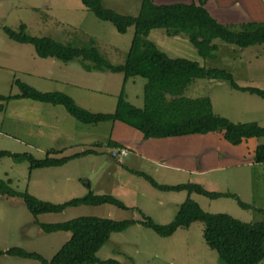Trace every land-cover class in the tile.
<instances>
[{
	"label": "rangeland",
	"instance_id": "1",
	"mask_svg": "<svg viewBox=\"0 0 264 264\" xmlns=\"http://www.w3.org/2000/svg\"><path fill=\"white\" fill-rule=\"evenodd\" d=\"M154 1L162 3L172 0ZM103 3L120 13L136 14L141 0H103ZM21 23L25 24V30L30 34L49 35L64 43L82 46L92 40L100 52L115 64L124 61L134 31L133 25L124 33L117 31L111 21L97 17L81 0H0V64L5 63L0 65V93L19 92L14 78H20L41 90L58 89L66 93H76L78 89L75 90L70 82L77 81L100 89L77 87L83 95H75V98L68 93L79 105L91 111L112 112L122 86L130 102L143 105L145 77L135 75L124 82L121 72L87 71L79 57L67 62L55 57H41L32 43L16 41L3 29V25H6L19 30ZM237 25L232 27L238 28ZM148 37L170 56H184L206 67L225 68L240 85L264 88V42L242 47L216 38V55L202 57L184 33L168 35L163 28L156 27L149 31ZM6 62L14 66H8ZM184 94L209 95L215 112L233 121L255 120L264 125V96L236 89L226 78L195 77L186 86ZM3 104L5 108L0 110V149L27 151L40 158L49 148L74 142L65 152L70 153L81 149L80 141L91 139L93 143L89 145L98 150L96 154L77 159L73 157L59 166L32 170L26 160L16 161L11 156H2L0 178L9 187L26 190L40 199L62 202L83 195L88 190L83 180H89L94 192L111 193L131 207L121 208L111 203L80 204L67 206L61 211L33 214L21 197L0 192L1 249L20 246L50 258L71 233L66 230L45 232L38 222H58L79 215L115 219H139L149 215L158 223H167L188 195L206 211L226 212L244 221L264 219V162L236 164L233 159L238 155L230 148L234 144L223 137L222 143L213 135V132L220 131L171 137L172 156L166 160V164H157L136 156L131 150L112 156V151L117 147L107 144L109 120L84 123L69 114L61 104L53 105L30 98L13 99L8 105L6 101ZM34 105L43 106L44 111L40 113ZM12 110L19 113V117H25V121L13 123L9 117ZM39 118L50 122L38 128L33 121ZM28 121H31V127H28L30 135L26 136L25 123ZM52 122L69 127L66 130L54 128L50 125ZM10 131L14 134H10ZM255 139L258 143L264 142V137ZM206 147H210V152L219 150L224 154L222 157L219 153L221 159H209L201 169L197 159L196 165L191 159L195 157L193 151ZM128 167L142 169L160 182L163 179L170 184L198 182L207 189L234 192L250 206L240 205L233 196L209 198L197 192L188 194L185 189L160 190L144 176L132 173ZM203 227L202 221L195 220L186 227H178L168 236H162L150 227L134 223L123 230L113 231L97 255L116 259L122 264H227L219 257L217 250L205 241ZM0 264L44 263L34 258L0 254ZM257 264H264V258Z\"/></svg>",
	"mask_w": 264,
	"mask_h": 264
},
{
	"label": "trees",
	"instance_id": "2",
	"mask_svg": "<svg viewBox=\"0 0 264 264\" xmlns=\"http://www.w3.org/2000/svg\"><path fill=\"white\" fill-rule=\"evenodd\" d=\"M82 3L101 19L111 21L117 31L124 33L133 25L134 31L128 50L122 63H112L98 47L91 42L82 46L70 42H61L49 35H35L26 32L21 23L19 30L3 25L9 37L19 42L32 43L41 57H55L62 61L81 59L87 70H109L122 72L123 80L135 75L146 78L143 88L144 102L137 106L130 102L124 87L117 96L112 112L91 111L79 105L75 99L62 90H41L33 85L14 78L19 92L0 93L2 101L16 98H31L39 101L62 104L76 119L84 123H97L103 120H120L140 130L144 138L179 136L191 133L220 131L232 144H238L249 137H264V125L255 120L233 121L213 109L209 95L188 96L184 94L186 86L195 77H222L229 80L232 87L264 96V88L254 85H240L230 71L220 67H206L197 60L184 56H170L160 49L148 37L152 28L161 27L168 35L186 34L202 57H214L218 49L216 38L228 43L245 47L264 42V20L240 22L234 24L220 22L206 8V0L172 1L158 3L154 0H141L136 14L120 13L104 5L103 0H81ZM107 144L120 148L118 141L109 138ZM56 148H49L45 156L35 157L32 153L13 152L0 149V157L11 156L16 161L26 160L29 169L60 165L69 159L83 154L97 152L86 148L72 154L50 156ZM112 156H115L112 154ZM254 160L264 162V142L257 143ZM132 173L144 176L154 187L160 190H187L188 194L197 192L209 198L233 196L240 205L250 206L230 191H218L205 188L198 182H180L175 184L157 181L149 173L128 167ZM88 190L80 196H73L62 202L40 199L28 191H19L9 187L0 178V192L21 197L33 214L61 211L67 206L111 203L121 208H130L123 200L111 193H96L91 189L89 180H83ZM203 222V237L207 244L216 249L219 257L227 264H257L264 258V219L244 221L226 212H210L189 195L180 203L174 217L167 223H158L149 215L143 218L115 219L98 215H79L58 222H38L45 232L56 230L70 231L69 238L50 257L46 258L36 251L20 246L0 248V254H10L40 260L44 264H122L113 258H100L97 251L109 239L113 231H120L131 224L141 223L152 228L162 236L172 234L180 226H188L192 221Z\"/></svg>",
	"mask_w": 264,
	"mask_h": 264
},
{
	"label": "crops",
	"instance_id": "3",
	"mask_svg": "<svg viewBox=\"0 0 264 264\" xmlns=\"http://www.w3.org/2000/svg\"><path fill=\"white\" fill-rule=\"evenodd\" d=\"M172 1H185V2L196 1L197 2L198 0H172ZM172 1H170V2H172ZM159 3H161V2H159ZM205 6L208 9V11L215 18H217L220 22H224V23H230V24L236 25V24H239L240 22H244V21L264 20V0H206ZM129 45H130V43H129ZM129 45H128V48H129ZM48 57H51V56H48ZM0 65H5V63H1ZM6 65H8L7 62H6ZM8 66H14V65H8ZM87 71L91 72L94 70H87ZM48 77H50V76H48ZM54 78L57 79V77H54ZM49 79H51V78H49ZM70 83H71V85L75 86L74 87L75 90L78 89V90H76V93H72L70 91H67L73 97L75 95H79V96L83 95V93L80 92L79 91L80 89L77 87H83V86L89 87L85 83H77V81H72ZM89 88H91L93 90L95 89L92 87H89ZM51 90H58V89H51ZM95 90H100V89H95ZM24 98H26V97H24ZM24 98H16V99H24ZM81 98H83V97H81ZM84 99L89 100L87 97H84ZM11 100H13V99L6 101L7 105ZM33 100H35V99H33ZM24 101H26V100H24ZM37 101H39V100H37ZM3 102H5V101H2V103ZM48 103H51V102H48ZM22 105L24 107V104H22ZM53 105H56V104H53ZM115 105H116V103H115ZM34 106H35L36 110L39 111L40 113H42V111H44L43 106H38V105H34ZM4 108H5V106L3 104L2 109H4ZM30 108L34 109L33 107H30ZM23 109H25V107ZM54 114H55V112H54ZM9 117L11 118L13 123L25 121V117H22V118L19 117V113L16 114V112L14 110H12ZM33 122L38 126V128H41L42 125L49 124L48 122H50V121L40 120V118H39V120L33 121ZM25 124L27 125V127L25 129V133H26V130L28 132L25 135L28 136V135H30L29 134L30 129H28V127H31V121H28ZM50 125H52V127H54V128L56 127L58 129H64V130L68 129V127H69L68 125L66 127L64 124H58L56 122H52V124H50ZM71 131H74V130L71 129ZM10 132H11L10 134L13 133L12 131H10ZM191 134H194V133H191ZM108 135H109L108 139L112 138V139L118 141L123 146L120 148H126L128 151L131 150L136 156L143 157V158H145L149 161H153L157 164H166V162H167L166 160L170 159V157L172 156V155H170V139H172L171 137H173V136L144 138L143 134L140 130H138V129H136V128L128 125L127 123L120 121V120L111 121L110 126H109V134ZM213 135H215V138L218 139L219 141H222V143H223L224 137L222 135V132H213ZM73 138L75 139V136H73ZM255 138L256 137H249L247 139H244L242 142H240L238 144H234L233 146H230L229 144H227L225 142V145L230 146V148L233 150V152H236V154L238 155V156L234 157V159H233L236 164L253 165L254 163H256L253 156H254L255 147H256L258 142L256 141ZM82 140H84V139H82ZM79 143L82 146L81 149H78L76 151H72L70 153H65V152H68V150H69V149H67V147L74 144V142L68 141V143H66V145H59V147L55 146L54 148H56V150H58V151L55 153H52V154H54L55 156H57L58 154L67 155V154H72V153H75L78 151H82L86 148H93L98 152L96 147L89 145L90 143H93V141H91V139L90 140L88 139V141H86V140L80 141ZM210 151H212L210 149V147L203 148L202 150L193 151V156H195L191 159V162L193 163V165L194 164L196 165L195 160L197 159L198 164H199L200 168L202 169V167L204 168L203 164L206 161H208L209 159H211V158H215V159L220 158L221 159L220 154H219V153H221V151H219V150H215L213 152H210ZM97 152L87 153V154H83L81 156H85V155H89V154H96ZM230 152H232V151L230 150ZM222 154H224V153H221V155ZM62 155H59V156H62ZM79 157L80 156L74 157V159H77ZM222 157H223V155H222ZM189 158H191V157H189ZM60 165H62V164H60ZM54 166H59V165H51V166L37 167V168L42 169V168H48V167H54ZM130 168H133V167H130ZM134 169H138V168H134ZM139 170H142V169H139ZM163 180H165V179H163ZM163 180L161 182L167 183V181H163Z\"/></svg>",
	"mask_w": 264,
	"mask_h": 264
},
{
	"label": "built area",
	"instance_id": "4",
	"mask_svg": "<svg viewBox=\"0 0 264 264\" xmlns=\"http://www.w3.org/2000/svg\"><path fill=\"white\" fill-rule=\"evenodd\" d=\"M119 152L122 153V154H126L127 153V149L126 148H119L117 150H113L112 154L113 155H117Z\"/></svg>",
	"mask_w": 264,
	"mask_h": 264
}]
</instances>
